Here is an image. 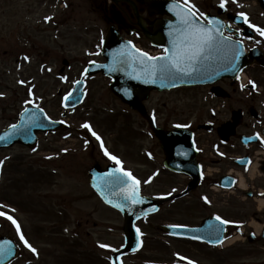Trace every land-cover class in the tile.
Masks as SVG:
<instances>
[{"label": "rangeland", "instance_id": "obj_1", "mask_svg": "<svg viewBox=\"0 0 264 264\" xmlns=\"http://www.w3.org/2000/svg\"><path fill=\"white\" fill-rule=\"evenodd\" d=\"M99 2L102 5L91 0H0V129L15 121L26 106L25 101L32 98L30 88L35 102L54 118H64L70 126L57 135L41 136L38 151L28 152L16 146L0 155V161L4 162L0 204H8L9 208L16 195L25 203L32 196L40 227L46 229L35 232L39 252L30 264H107L104 259L109 256L107 249H95L84 234L94 227V221L98 226L93 240L110 245V249H117L122 243V218L90 200L86 187L88 169L99 157L94 145L84 144L83 152L77 151L82 150L81 137L87 131L81 127L83 123L91 124L96 133L104 135L114 150L124 152L127 167L138 178H147L150 173L143 167L142 146H146V151L158 153L153 148L154 142L142 133L143 119L111 94L110 81L104 77L86 80L85 101L75 112L62 107L63 96L73 90L76 80L84 79L82 73L87 64L102 60L101 42L109 25L101 16L105 3ZM49 16L53 19L45 22ZM95 52L100 54L89 55ZM24 56L29 60L25 61ZM63 60L69 66L61 74ZM247 74L264 84L261 70L249 68ZM62 77H67V81ZM21 80L25 84L18 83ZM221 86L231 91L227 85ZM146 105L150 111H158L163 121H184L185 117L194 121L210 119L212 113L218 121L225 118L226 107H234L210 97L206 88L153 93ZM168 191L165 183L153 182L146 187V193L155 197ZM60 207L68 209L65 216L56 213ZM186 207L179 204L173 214L169 205L160 215L140 222L144 246L139 253L129 256L126 264H173L177 253L197 264H242L244 260L248 262L245 264H264L262 249L220 252L161 234L160 225L195 224L206 214L201 208L186 212ZM34 223L38 225L37 220ZM64 225L69 227L66 235L62 231Z\"/></svg>", "mask_w": 264, "mask_h": 264}, {"label": "flooded vegetation", "instance_id": "obj_2", "mask_svg": "<svg viewBox=\"0 0 264 264\" xmlns=\"http://www.w3.org/2000/svg\"><path fill=\"white\" fill-rule=\"evenodd\" d=\"M133 1L138 4L139 11L142 14L147 13V26L151 31L157 17L151 16L142 2ZM176 1L183 2V0ZM190 1L196 5L200 12L205 13L207 16H216L218 14L223 25H231V29L224 28L225 36L232 35L236 39V30L242 29L244 38L249 39L245 34V32H248L245 27L247 25L237 17L239 12L246 13L251 24L264 28V9L260 4H256L257 8L249 9V6L242 5L247 4L248 0H244L242 4H233L229 0L227 11H225L214 5L212 0ZM105 4L104 8L108 12L107 20L116 26L121 36L128 39L143 40L147 43L128 4ZM158 18L162 19L163 17ZM234 18H237L238 21H235ZM250 29L253 34L250 38L251 41L254 42L256 47L264 50V37H260L254 29ZM220 85H227L231 89V96L223 100V102L234 105V107L225 108V118L223 120L219 119L216 121L213 116L210 119H198L197 121L190 117H185L184 121H178V119L177 121H163L159 117V112H155L154 124L156 128L166 133V135L176 131V139L174 143H171V146H173L171 162L168 161L161 139L155 135L148 120L142 118L145 123V130L142 133L145 137L146 135L150 137L154 142L153 148L158 152L154 154L151 149L142 154L143 167L146 171H150L147 175L148 179L158 173V175L154 176L151 183L167 184L172 197L184 194L190 185L195 186V189L189 191L184 197L167 203L173 205V214H176L175 211L179 204L188 205L185 208L186 212L196 211L201 208L206 213L197 219L199 223L188 224V226L198 227L205 220L217 215L223 219L235 222L225 226L227 230L224 231V243L218 251L244 253L245 248L254 251L262 249L264 251V206L262 207L259 202H264V195H261L264 193V111L261 116L256 115L253 117L250 115V111L253 108H264L261 105L264 104V97L259 94L260 92L255 94L252 100L240 97L238 94L242 95L243 92L240 85L234 81H223ZM235 111H241L242 113L241 123L235 133H220V128L231 121ZM177 125H181V127H177ZM206 125H208L207 130L209 131L202 129ZM257 134L259 138H257ZM81 138L82 150L78 148L77 151L79 153H82L85 149V141L88 142L85 144L87 146H96L95 139L91 135H82ZM110 145V141L106 143L108 151L120 156L124 162L126 160L125 157H127L125 153L118 148L114 150L113 145ZM145 149L146 146H142V151ZM97 150L99 159L94 166L100 165L106 169L114 164L104 156L101 150ZM249 160L251 164L247 163ZM167 162L185 173L179 174L168 169L166 167ZM245 168H247V171ZM145 181V187L150 185V183H145ZM230 181H235L236 183L230 184ZM86 187L88 188L90 200L97 205L99 197L90 187L89 180L86 182ZM173 189L176 191L172 192ZM163 194L165 193H159V195ZM30 197L33 198L32 196ZM204 197H207L210 203H205ZM31 198H27L28 201L25 203L21 197L16 195L10 205L15 211L11 212L10 215L20 224L22 232L32 246L37 248L35 232L38 233L46 229L40 227L35 201ZM39 207L38 205L37 209ZM67 211L68 209L61 207L60 216H65L66 214L64 213ZM35 220L38 221V225H35ZM97 223L94 221V227L85 230L84 233L89 237L91 246H95V249H98V240H93V237L97 234ZM235 224H241L243 227L237 228ZM68 228L67 225L62 228L65 235ZM4 237L19 247V251L22 254L20 258H27L29 260L28 263H33L35 254L25 248L20 242L15 226L9 220L0 217V238ZM77 237L82 236L77 235ZM20 258L16 263L20 261ZM241 263L245 264V260Z\"/></svg>", "mask_w": 264, "mask_h": 264}, {"label": "snow or ice", "instance_id": "obj_3", "mask_svg": "<svg viewBox=\"0 0 264 264\" xmlns=\"http://www.w3.org/2000/svg\"><path fill=\"white\" fill-rule=\"evenodd\" d=\"M231 3L238 4V0H231ZM229 0H220L218 7L227 11ZM67 6V5H65ZM240 6V5H238ZM169 11H172L176 18L177 24L172 27V31L169 32V36L172 37L170 43L171 48H165L163 50L164 54L160 56H152L149 53L141 51L136 48L131 41H128L125 45L112 54V63L110 65H97V67H107L110 72L120 70L123 66H128L132 69L135 79L143 78L145 83H156L157 79L162 82L167 80L171 82L172 86H176V80L183 77H191L194 74L201 77L208 76L215 73L220 74V69L223 71H243L239 68L238 61L244 51V36L242 35V29H237V38L234 39L232 35L225 36L224 28L227 27L231 29V25H223L222 22L215 18H209L205 13L200 12L195 4H192L190 0H183L182 3H176L170 6ZM238 19L242 20L249 28L255 30L260 37H264V28L253 25L249 21V17L244 12L237 13ZM53 17L49 16L45 18V22H49ZM259 43V41H257ZM99 52L89 53V55H99ZM25 61L29 60L28 56H24ZM90 64H95V61H90ZM139 69V71H137ZM43 70V69H42ZM51 71V69H48ZM88 68L84 69L82 76L87 79ZM63 80L67 81V77H62ZM237 80H240V76H236ZM82 80H76L75 84H82ZM20 84H25V81H18ZM251 86L253 90L257 88V85L249 80L247 84L241 83V90H244L248 86ZM34 87V86H33ZM73 91H70L67 95L63 97V106L65 108L69 107V102L72 100ZM29 96L32 97L25 101V104H31L37 112H32L29 115V109L24 108L22 117H27L26 120L21 124H12L10 130L6 132L3 136H0V141H6L18 132L25 131L30 127H38L40 115H43L45 120H49L50 123H56V121H51L49 117L44 113V109L35 103V98L31 88L29 89ZM74 103V102H73ZM39 113V115H38ZM155 119V117H153ZM59 123H64V121H59ZM83 129H86L95 139L100 143V148L103 151L104 156H106L110 161H112L116 167L110 169L102 176L98 177V182L93 186L101 193L102 198L106 203L111 204L113 207L123 210L125 207L131 208L134 205H139L144 203V199L141 196L140 186L141 181L137 179L131 171L125 170L123 162L117 156L111 154L104 145V141L101 137L93 130L92 125L85 122L81 125ZM181 127V125H177ZM187 127V125H185ZM257 138L259 135L257 134ZM88 142L85 141V144ZM66 151V150H65ZM50 158V157H49ZM3 161H0V167L3 166ZM251 164V161H247ZM247 171V168H245ZM158 175V173L154 174ZM150 177L145 183H151L152 179ZM230 184H235V181H230ZM118 189V191H117ZM176 190L173 189L172 192ZM172 193H169L171 195ZM261 195H264L262 193ZM110 196L118 197L120 202L114 203ZM205 203H210L207 197L203 198ZM7 208L6 205L0 204V209ZM15 209H8L7 211H0V217H4L9 220L16 229V233L19 237L20 242L25 248H27L32 253L36 254L37 249L32 246V244L25 237L21 230L20 224L9 215V212H14ZM152 211H158V209H152ZM147 215V213H145ZM139 218V217H137ZM218 225H210L209 237H215L213 243L223 244L224 238L220 233L226 231L227 225L234 224L235 222L229 221L227 219L221 218L219 215L215 217ZM237 228H242L243 225L235 224ZM170 228L175 231L172 234L180 235L182 231H197L195 229H187L185 225L182 224H172L169 225ZM137 239L143 236V233L139 228L136 229ZM191 239L199 240L201 237L193 236ZM142 246V241L137 244V249ZM98 247L101 249H108L110 245L99 244ZM137 249H134L137 250ZM112 252H118L119 249L111 248ZM14 253L11 250L8 241L4 242V245H0V257H10ZM176 259L178 261H184L185 264H194V262L179 253L176 254ZM113 264H122L119 261V257Z\"/></svg>", "mask_w": 264, "mask_h": 264}, {"label": "water", "instance_id": "obj_4", "mask_svg": "<svg viewBox=\"0 0 264 264\" xmlns=\"http://www.w3.org/2000/svg\"><path fill=\"white\" fill-rule=\"evenodd\" d=\"M117 1V0H114ZM150 10L152 13H163L164 10L163 8L161 9H156L155 5H149ZM139 19V25L145 30L144 26H143V22L140 18ZM146 32V31H145ZM147 34V33H146ZM148 39L152 42L153 45L155 46H161V45H166L162 40H160V36L159 35H148L147 34ZM119 43V41H114L113 40V34L112 32H110L105 44H104V53L103 55L107 58L108 63L106 65H110L112 63V55L110 53L111 49H114L115 47H117V44ZM169 49L171 48V46L168 47ZM253 58V56H252ZM251 58H247L245 56H242V58L238 61L239 64V68H244L247 65H249L251 63ZM261 64L264 65V61H261ZM94 71H103L105 74L111 76L114 79V83L111 85V90L112 92L119 96L125 103L129 104L133 109H136L140 112H143V107H142V101L147 99L149 96V93L151 90H166V89H171V88H175L177 86H181V85H195V84H205V83H212L216 80H219L222 77H233L236 75L237 72H233V71H223L220 69V74L216 75L215 77L211 76L210 79H206L208 76H199L194 74L191 77H183L180 79L176 80V86L173 87L171 82L165 80V81H161L159 79H157L156 83H145L143 78L141 79H135L134 76L136 75V73L132 72V69L128 66H123L120 70H117L116 72H110L108 71L107 67H97V65H91L90 66ZM137 71H139V69H137ZM215 74V73H213ZM213 77V78H212ZM84 85L80 84L77 85L76 90L73 92V97L72 100L69 102V107L73 108L75 106H77L78 104H80L82 102L83 99V93H82V89H83ZM216 94L221 96L223 95L222 91L220 89H216ZM74 102V103H73ZM31 112H37L34 110H31L29 112V114ZM27 119V118H26ZM24 119V120H26ZM23 120V121H24ZM22 121V123H23ZM39 125L38 127H30L28 129L25 130V136L30 139V140H34L33 135L35 134L36 131L40 130V129H48V128H44V125H48L50 124L49 122H45L43 120H39ZM14 136H11L10 139L6 140V141H0V148L6 147L8 145H4L3 143H9V145L13 144L15 141L14 140ZM25 137V139H26ZM12 141V142H11ZM168 152L170 151L169 149L167 150ZM110 199L113 200L114 203H119L120 200L118 197L115 196H110ZM152 209H158L157 204L155 205V203H150L147 204L145 206H142V204L139 205H134L131 208L129 207H125L123 210H121L126 218V233H127V242H126V248L124 249L123 252H127V251H133L136 248V243H137V238L135 237V234L133 232V228L132 225L133 223L138 220L140 217L144 216L145 213H151V212H155L152 211ZM139 217V218H137ZM166 231H169L170 233H173L175 230L174 229H170V228H166ZM203 229L197 230V231H202ZM194 231H182L180 234H184V235H193ZM205 237H208V235H205ZM5 263V262H4ZM3 263V264H4Z\"/></svg>", "mask_w": 264, "mask_h": 264}, {"label": "bare ground", "instance_id": "obj_5", "mask_svg": "<svg viewBox=\"0 0 264 264\" xmlns=\"http://www.w3.org/2000/svg\"><path fill=\"white\" fill-rule=\"evenodd\" d=\"M261 206L263 207L264 206V202L263 201H259Z\"/></svg>", "mask_w": 264, "mask_h": 264}]
</instances>
